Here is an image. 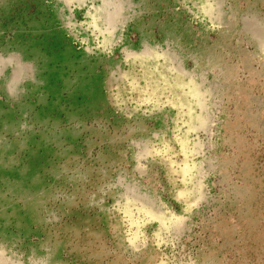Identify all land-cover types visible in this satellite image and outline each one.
Here are the masks:
<instances>
[{
    "label": "rangeland",
    "instance_id": "374dc122",
    "mask_svg": "<svg viewBox=\"0 0 264 264\" xmlns=\"http://www.w3.org/2000/svg\"><path fill=\"white\" fill-rule=\"evenodd\" d=\"M0 264H264V0H0Z\"/></svg>",
    "mask_w": 264,
    "mask_h": 264
},
{
    "label": "bare ground",
    "instance_id": "6f19581e",
    "mask_svg": "<svg viewBox=\"0 0 264 264\" xmlns=\"http://www.w3.org/2000/svg\"><path fill=\"white\" fill-rule=\"evenodd\" d=\"M116 2V1H115ZM111 4H113L111 1L110 2H106V9L108 10V7H110L111 6ZM119 9V8H118ZM118 9H116V11H115V13H110L109 11H105L104 12V16H106V17H108V18H111V19H113L114 18V16L118 13ZM101 11H102V8L100 9ZM99 10V11H100ZM100 15V14H99Z\"/></svg>",
    "mask_w": 264,
    "mask_h": 264
}]
</instances>
